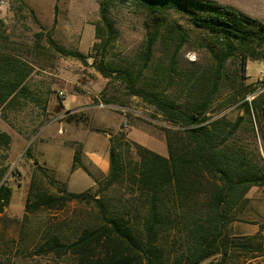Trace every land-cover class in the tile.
Wrapping results in <instances>:
<instances>
[{"label": "rangeland", "instance_id": "rangeland-1", "mask_svg": "<svg viewBox=\"0 0 264 264\" xmlns=\"http://www.w3.org/2000/svg\"><path fill=\"white\" fill-rule=\"evenodd\" d=\"M205 1L232 7L264 24V0ZM101 8L102 0H0V50L28 62L31 69L23 105L5 112L8 121L2 119L0 111V132L12 136L7 157L0 148V166L8 167L7 185L12 190L9 207L0 216V264H75L73 257L39 255L38 247L46 233L58 232L65 239L74 238L93 209L80 201L70 202L62 209H32L40 189L58 196L61 190L83 193L97 188L94 179H106L108 173L96 171L91 180L73 174L70 162L77 152L83 154L84 138H89L94 148H110L111 138L122 135L124 139L116 146L124 155L127 144L132 142L168 156L163 129L178 127L131 96L117 73L110 78L102 75L92 66L94 60L102 61L110 71L130 69L140 74L141 85H160L162 91L167 90L164 80L170 73L174 80L167 93L180 103L186 98L190 100L189 83L213 66L215 41L194 28L187 18L171 14L165 20L177 22L180 31L187 35L183 47L177 51L179 41L176 37H164V31L146 63L142 53L155 27L146 8L129 0H115L108 14L115 28L109 42L103 29L101 38L97 37ZM51 41L70 52L84 54L88 63L61 55ZM263 71L264 60H250L244 69L240 60H230L221 91L209 111L211 120L227 117L235 122L245 116L237 134L238 145L259 166L264 164ZM251 90L255 92L249 94ZM245 94L250 102L261 97L258 114L245 115L240 103L234 104ZM67 98L74 100L71 109L64 103ZM41 167L46 169L47 176L40 171ZM34 181L35 191L30 192ZM127 192L114 186L109 195L121 204ZM235 216L237 219L228 230L230 238L235 243L262 246L260 252L245 257L255 255L258 259L252 264L264 263V186L249 191L247 201Z\"/></svg>", "mask_w": 264, "mask_h": 264}, {"label": "trees", "instance_id": "trees-1", "mask_svg": "<svg viewBox=\"0 0 264 264\" xmlns=\"http://www.w3.org/2000/svg\"><path fill=\"white\" fill-rule=\"evenodd\" d=\"M114 1L102 0V22L97 28L98 39L103 29L108 42L115 33L108 15ZM129 1L145 7L155 26L142 53L146 63L164 31V37H176L179 41L177 51L187 41L177 22L165 21L174 14L187 18L194 28L215 41L213 66L189 83L190 100L186 98L180 103L167 93L174 80L170 73L164 80L167 90L162 91L160 85H141L140 74L130 69L110 71L102 61L94 60L92 66L102 75L110 78L117 73L116 77L126 82L131 96L153 107L165 122L178 128L163 129L168 156L132 142L127 144L124 155L116 146L124 136L111 138L109 172L104 181L94 179L95 190L83 193L61 190L58 196L40 189L33 211L42 207L62 209L73 201L85 203L93 210L74 238L65 239L58 232L46 233L38 253L57 259L73 257L75 264H204L210 259L213 260L209 264H252L258 256L245 255L260 252L262 246L235 243L228 230L237 219L238 208L247 201L249 191L264 186V164L259 166L238 145L237 134L245 116L235 122L227 117L211 120L209 111L221 91L230 60H240L243 69L250 60H264V24L232 7L205 0ZM51 43L61 55L88 63L84 54ZM29 73L28 62L0 50V111L4 121H8L7 110L23 105ZM246 95L234 104L240 103L245 115L258 114V102L264 95L251 102ZM11 145L12 136L0 132L4 157ZM81 159L83 154L77 152L72 171L81 168L94 178ZM34 163L38 166L37 161ZM39 169L48 175L45 168ZM7 174L8 167L0 166V216L12 198ZM114 186L128 190L121 204H116L109 195ZM35 187L34 181L30 192Z\"/></svg>", "mask_w": 264, "mask_h": 264}, {"label": "crops", "instance_id": "crops-1", "mask_svg": "<svg viewBox=\"0 0 264 264\" xmlns=\"http://www.w3.org/2000/svg\"><path fill=\"white\" fill-rule=\"evenodd\" d=\"M64 103L66 104V106L68 108H70L74 104V100L67 98L64 101ZM109 137H111V136H109ZM83 140L86 142V143L84 142L85 146H84V152H83V158H84L83 164H84V166L87 167L92 174H95V171L99 172L101 174H107L109 172V148H108V145H105L102 148H94L90 145L89 138H84ZM38 151H41V150H38ZM42 153H43V151H42ZM163 156H165V155H163ZM72 165H73V161L70 162L71 168H72ZM76 173H79V175L81 174L85 178L87 177V179H90V176H88V174H86V172H84V171L82 172L80 169L75 170L73 172V174H76ZM92 186H93V184H91L90 187H92ZM262 264H264V263H262Z\"/></svg>", "mask_w": 264, "mask_h": 264}, {"label": "built area", "instance_id": "built-area-1", "mask_svg": "<svg viewBox=\"0 0 264 264\" xmlns=\"http://www.w3.org/2000/svg\"><path fill=\"white\" fill-rule=\"evenodd\" d=\"M262 76H263V79H264V71L262 72ZM61 95L63 96L64 94H63V93H61Z\"/></svg>", "mask_w": 264, "mask_h": 264}]
</instances>
